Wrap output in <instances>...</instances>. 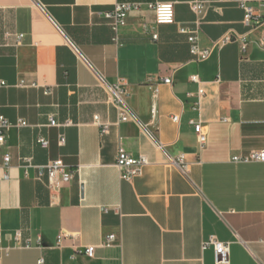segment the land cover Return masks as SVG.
Wrapping results in <instances>:
<instances>
[{
    "label": "crops",
    "instance_id": "obj_1",
    "mask_svg": "<svg viewBox=\"0 0 264 264\" xmlns=\"http://www.w3.org/2000/svg\"><path fill=\"white\" fill-rule=\"evenodd\" d=\"M126 1L172 3L174 21L131 11L114 42L102 13ZM191 1L0 0V115L11 124L0 145V163L10 157L7 177L0 170V264H215L202 248L209 235L229 243L228 264H264V160L231 161L264 154V0L251 1L258 25L234 0H199L200 16ZM180 27L201 47L230 41L197 62ZM117 80L128 92L120 123L108 99ZM190 120L202 124L203 148ZM119 146L148 160L129 180L115 164ZM26 158H60L73 178L51 190L35 168L24 173Z\"/></svg>",
    "mask_w": 264,
    "mask_h": 264
},
{
    "label": "built area",
    "instance_id": "obj_2",
    "mask_svg": "<svg viewBox=\"0 0 264 264\" xmlns=\"http://www.w3.org/2000/svg\"><path fill=\"white\" fill-rule=\"evenodd\" d=\"M239 8L243 11V21L245 23H250L251 25H258L262 22L260 14L251 5L252 0H234ZM191 11L196 15L200 16L205 8L204 2L195 0L189 3ZM141 8H146L151 11L154 15L155 22L158 24H168L174 21V11L173 4L168 2H136V1H126L115 3L111 9L106 10L102 13L104 19L109 21V26L112 32V41L117 42L119 36V29L124 25L125 19L129 12L134 10H139ZM179 32L186 35V40L189 46V52L192 55L194 61H204L210 57L213 51L225 43L230 41L229 36H223L216 41H214L208 47H201L198 39L197 32L195 30H190L185 27H180ZM22 35H18L20 38ZM156 38V35H153ZM162 82L166 84L172 83V75L162 77ZM199 98L197 101V107L199 108L200 96L202 90L198 91ZM128 95L125 85L117 80L109 88V102L117 110L118 118L117 123L125 122L129 120V114L123 106V99ZM95 124L99 127L101 134H106L108 132L109 125L100 121L99 117L96 115L93 117ZM171 119L175 122L178 121L179 115H173ZM193 125V130L197 138V142L200 148H203L206 144V133L203 131V127L200 121L190 120ZM10 123L3 116L0 115V145L4 142L5 131L10 127ZM18 125H25L24 121H19ZM50 126H56L57 123L53 118L49 119ZM38 142L41 147H47L48 141L42 137L38 138ZM64 143V136L60 134L58 136V144L62 145ZM264 160V154L259 150H251L244 155H233L231 161L234 163H248V162H260ZM10 157L5 154L0 163V170H2L3 177H7L6 169L9 165ZM148 160L144 155L133 156L131 153L127 152L123 147L119 146L116 152L115 164L120 171V177L123 179H131L137 175L142 166L147 164ZM176 164L186 172L187 165L183 161L182 155L176 158ZM21 167L26 173L27 168H35L37 177H46L47 185L51 190H58L65 184H68L73 178L74 171L69 168L62 159L58 158L47 162L44 165L34 166L31 164L30 159L26 158L23 160ZM63 235V234H62ZM115 235L113 233L107 234L103 240L100 242V247L111 246ZM19 241V235L16 233L14 235V242ZM60 237H58L56 244H59ZM23 247H29V241L26 240ZM211 248L214 255L215 264H228L229 256V243L220 241L215 235H209L207 239L203 242L202 248ZM1 249V247H0ZM94 246H86L82 249V253L87 257H92L94 253ZM8 250V249H6ZM41 261V260H40Z\"/></svg>",
    "mask_w": 264,
    "mask_h": 264
}]
</instances>
